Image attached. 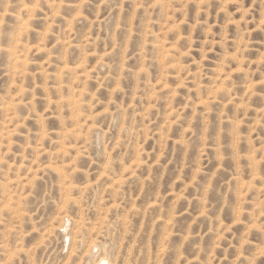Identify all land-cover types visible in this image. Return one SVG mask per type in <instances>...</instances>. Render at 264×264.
I'll list each match as a JSON object with an SVG mask.
<instances>
[{"label":"rangeland","instance_id":"374dc122","mask_svg":"<svg viewBox=\"0 0 264 264\" xmlns=\"http://www.w3.org/2000/svg\"><path fill=\"white\" fill-rule=\"evenodd\" d=\"M0 264H264V0H0Z\"/></svg>","mask_w":264,"mask_h":264},{"label":"bare ground","instance_id":"6f19581e","mask_svg":"<svg viewBox=\"0 0 264 264\" xmlns=\"http://www.w3.org/2000/svg\"><path fill=\"white\" fill-rule=\"evenodd\" d=\"M107 262V261H106Z\"/></svg>","mask_w":264,"mask_h":264}]
</instances>
